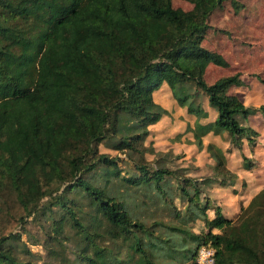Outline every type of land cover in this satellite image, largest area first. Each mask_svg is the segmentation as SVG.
Returning <instances> with one entry per match:
<instances>
[{
  "label": "trees",
  "instance_id": "trees-1",
  "mask_svg": "<svg viewBox=\"0 0 264 264\" xmlns=\"http://www.w3.org/2000/svg\"><path fill=\"white\" fill-rule=\"evenodd\" d=\"M186 1L0 0V264H198L209 245L215 264H264L244 152L264 105L231 92L239 71L206 77L230 66L204 46L231 35L211 16L244 4ZM224 192L250 199L235 213Z\"/></svg>",
  "mask_w": 264,
  "mask_h": 264
},
{
  "label": "crops",
  "instance_id": "crops-1",
  "mask_svg": "<svg viewBox=\"0 0 264 264\" xmlns=\"http://www.w3.org/2000/svg\"><path fill=\"white\" fill-rule=\"evenodd\" d=\"M251 21L252 20H248L247 23L246 21H240L241 25L234 28L237 38H239V40L241 41L239 43H233L226 35H213L209 38L208 43L204 42V44H206V47L226 57V60L230 65L229 67H222L215 64H210L207 69L206 77L207 80L213 83L219 78L231 75L237 71L243 73L241 78L245 82L244 85L232 87L231 92L238 95L243 103L247 106H261L264 105V83H262L257 77H251L248 76V74H260L264 79V45L263 47H260V43L258 41L259 30L264 31V26L262 23V25L259 26L258 15H254L252 23H250ZM255 22L259 28L257 26H254ZM262 37L264 38V32ZM212 41L213 44L210 45ZM242 42L244 43L242 44ZM220 45H222V48H220ZM250 122L252 127L259 133L260 136L258 137H260L261 141L264 142V116L261 113L251 115ZM157 127L159 128L155 129ZM161 127L162 124H158L153 128L155 130H160ZM218 142L220 143V140ZM248 146V142H245L244 152L247 156H252L253 154L250 152V149L249 152L251 155H248V152L246 150V147L249 148ZM173 147H179V151L183 152L191 151L192 155L196 150V147L192 144L186 145L176 143L173 145ZM198 159V163L202 164L201 158L197 157V160ZM260 167L255 168L249 172V175L254 177L253 181L249 182L252 185L257 186L258 189L262 188L261 181L258 177L255 176L253 172ZM240 176L241 178L245 177L244 173L240 174ZM224 194H226L224 200L227 201L230 206H232L235 213L239 211L240 201L243 198L244 200L250 199V195L239 196L232 195L228 192H224Z\"/></svg>",
  "mask_w": 264,
  "mask_h": 264
},
{
  "label": "rangeland",
  "instance_id": "rangeland-1",
  "mask_svg": "<svg viewBox=\"0 0 264 264\" xmlns=\"http://www.w3.org/2000/svg\"><path fill=\"white\" fill-rule=\"evenodd\" d=\"M239 1L244 4V7L241 8V10L238 13H236L234 11V9L232 8V6L229 2H226L222 8L215 10L213 15L211 16V23L213 26H215L218 29L217 31H220L219 30L220 28L225 29V30L227 29V30L231 31L230 36L228 34H224V36L225 35L228 36V38L233 43L241 42L239 40V38H237V35L235 34V30H234V28H236V26L241 25L240 21H246V23H247L248 20L253 21L254 15H258L259 26L262 24L264 26V0H239ZM173 4H174V6L180 7L184 10H190L193 7V5L186 0H173ZM255 19H256V16H255ZM252 21L250 23H252ZM254 26H257L256 22H255ZM262 31L259 30L258 41L260 43V47L261 46L263 47V45H264V38L262 37L264 31L263 32ZM215 35H217V34H215ZM211 36H213V35H211ZM211 36H209L205 42L208 43L209 38ZM218 36H221V35H218ZM211 44H213V41L210 43V45ZM204 46H206V44H204ZM221 46L222 45H220V48H222ZM224 58L226 59V57H224ZM263 76H264V72H263ZM209 82H211V81H209ZM253 106H255V105H253ZM158 128L159 127L155 128V129H158ZM258 136H260V135H258ZM258 136L253 138L254 140L256 139V141H255L256 146L254 148V152H253V155L251 157H253V159H255L259 163V167L261 166L259 169H256L253 173L255 174L256 177H258L260 179L261 187L264 188V142H262L260 137H258ZM157 145L159 146V144H156V146ZM161 145H162L161 146L162 149H173L174 148L173 146H169L167 141H164ZM101 149L103 152H109L112 154H116L115 151L107 149L105 147V145H102ZM174 149L176 151L180 150L179 147H175ZM249 149L250 148L246 147L248 155H251L249 152ZM182 155L184 156V159H181L180 161H178V163L176 162L178 165H182V164L183 165H191V166L194 165L193 161H192L193 155L191 154V151H185ZM122 156L124 157V155H122ZM152 157L153 156H151V159H152ZM198 162H199V159L196 160L194 163L199 164ZM200 173H202V172H198L197 174H200ZM211 215H213V213ZM201 227H202L201 224L200 225L196 224L195 230L198 231V230H200ZM28 228L34 233L38 230V226L33 222H31L29 224ZM23 238L26 240L27 239L26 235H23ZM33 249L40 250L42 248L39 245H35V246H33Z\"/></svg>",
  "mask_w": 264,
  "mask_h": 264
},
{
  "label": "built area",
  "instance_id": "built-area-1",
  "mask_svg": "<svg viewBox=\"0 0 264 264\" xmlns=\"http://www.w3.org/2000/svg\"><path fill=\"white\" fill-rule=\"evenodd\" d=\"M215 249L212 246H202L198 250V264H215Z\"/></svg>",
  "mask_w": 264,
  "mask_h": 264
}]
</instances>
